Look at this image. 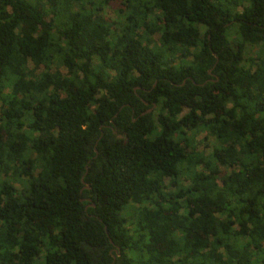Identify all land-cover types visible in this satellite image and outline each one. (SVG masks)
I'll use <instances>...</instances> for the list:
<instances>
[{"label": "trees", "instance_id": "16d2710c", "mask_svg": "<svg viewBox=\"0 0 264 264\" xmlns=\"http://www.w3.org/2000/svg\"><path fill=\"white\" fill-rule=\"evenodd\" d=\"M0 264H264V0H0Z\"/></svg>", "mask_w": 264, "mask_h": 264}, {"label": "rangeland", "instance_id": "374dc122", "mask_svg": "<svg viewBox=\"0 0 264 264\" xmlns=\"http://www.w3.org/2000/svg\"><path fill=\"white\" fill-rule=\"evenodd\" d=\"M158 38H159V35L156 34L154 36V39H156V41H158ZM248 49H249V54L250 55L256 50V48L254 46H248ZM63 71L65 72V70H63ZM150 111H153V109L150 110ZM205 137H207V134L205 132H202L198 136V140L200 141V143H198V144H199L201 149H203V150L208 152V151H211L212 148L217 145V142L215 141L214 138H212L210 136L208 137V140H203V139H205Z\"/></svg>", "mask_w": 264, "mask_h": 264}, {"label": "water", "instance_id": "95a60500", "mask_svg": "<svg viewBox=\"0 0 264 264\" xmlns=\"http://www.w3.org/2000/svg\"><path fill=\"white\" fill-rule=\"evenodd\" d=\"M87 187H89V186H87Z\"/></svg>", "mask_w": 264, "mask_h": 264}]
</instances>
